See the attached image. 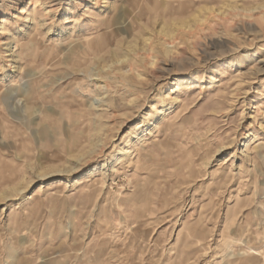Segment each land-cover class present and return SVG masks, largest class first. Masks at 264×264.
I'll use <instances>...</instances> for the list:
<instances>
[{
  "label": "rangeland",
  "instance_id": "1",
  "mask_svg": "<svg viewBox=\"0 0 264 264\" xmlns=\"http://www.w3.org/2000/svg\"><path fill=\"white\" fill-rule=\"evenodd\" d=\"M0 264H264V0H0Z\"/></svg>",
  "mask_w": 264,
  "mask_h": 264
}]
</instances>
